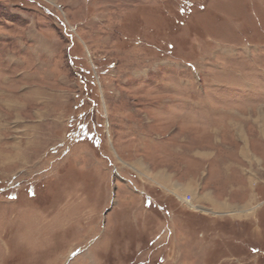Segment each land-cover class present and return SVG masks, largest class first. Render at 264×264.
Returning a JSON list of instances; mask_svg holds the SVG:
<instances>
[{
    "label": "rangeland",
    "instance_id": "rangeland-1",
    "mask_svg": "<svg viewBox=\"0 0 264 264\" xmlns=\"http://www.w3.org/2000/svg\"><path fill=\"white\" fill-rule=\"evenodd\" d=\"M0 264H264V0H0Z\"/></svg>",
    "mask_w": 264,
    "mask_h": 264
},
{
    "label": "built area",
    "instance_id": "built-area-1",
    "mask_svg": "<svg viewBox=\"0 0 264 264\" xmlns=\"http://www.w3.org/2000/svg\"><path fill=\"white\" fill-rule=\"evenodd\" d=\"M191 196L190 195H186L184 196V198L181 199V202L183 204L189 205L191 203Z\"/></svg>",
    "mask_w": 264,
    "mask_h": 264
},
{
    "label": "crops",
    "instance_id": "crops-1",
    "mask_svg": "<svg viewBox=\"0 0 264 264\" xmlns=\"http://www.w3.org/2000/svg\"><path fill=\"white\" fill-rule=\"evenodd\" d=\"M158 177H159V178H164V175H162V174H158ZM175 189H177V188H175ZM177 191H178V190H177ZM216 206H217V207H218V206L220 207V205H216ZM219 207H218V208H219ZM221 208H222V207H221Z\"/></svg>",
    "mask_w": 264,
    "mask_h": 264
}]
</instances>
